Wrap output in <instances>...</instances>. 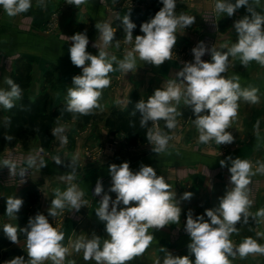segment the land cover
Returning a JSON list of instances; mask_svg holds the SVG:
<instances>
[{
	"label": "crops",
	"instance_id": "1",
	"mask_svg": "<svg viewBox=\"0 0 264 264\" xmlns=\"http://www.w3.org/2000/svg\"><path fill=\"white\" fill-rule=\"evenodd\" d=\"M44 2L45 6L40 7L37 0H32L29 11L16 16H8L0 7V89H8L5 78L10 77L22 89V98L14 103L24 100L35 102L47 96L48 110L51 112L66 105L72 78L82 73V69L74 66L70 60L71 36L86 31L89 38L87 51L97 55L98 49L93 44L97 42L100 47L102 44L95 24L108 23L116 29V33L106 51L117 60H123L126 52L134 47L135 36L143 35L140 26L153 18L162 7L154 0H86L79 6L68 4L67 0ZM215 3L216 0H176V4H183L184 8H175V14L195 17V22L186 29L178 30L172 59L154 66L137 58L136 68L128 73L113 63V71L109 73L111 83L103 89L99 99L100 108L93 111L88 123L63 116L54 119L52 130L63 126L66 143H61L54 136L50 146L44 148L36 137L27 148L19 142L7 146L0 153V161L7 159L17 165V174H11L7 167H0V234L10 244L8 250H20L25 260L28 259L26 236L18 233L19 244H14L5 236L3 226L10 223L23 228L30 217L43 214L64 233L62 245L68 252L63 264H96L94 260L85 261L83 251L77 252L74 244L96 235L102 247L103 241L110 239L104 230V222L95 214L100 197L93 194L94 188L100 179L107 192L111 187L109 165L127 161L133 172L143 164L153 167L158 176H163L171 191L176 193L174 202L182 208V214L178 224L159 230L149 229V234L154 236L150 246L142 255L126 264H146L145 259H154V256L164 259L166 251H161V247L177 255V252L188 251L187 245L191 242L184 230L188 210H192L194 217L203 215L206 209L218 205L225 191L234 187L230 184L228 169L231 162L227 158L248 160L253 165V171L264 164V66L255 61L244 67L238 57L229 56L225 77L239 76L241 88H256L259 96V102L255 104L242 98L238 101V114L228 129L234 137L231 144L217 145L214 141L200 143L199 133L193 124L195 117L183 100L178 105L173 102L177 112L182 113L177 116L178 124L174 130H168L161 120L162 133L170 137L167 150L163 153L156 154L149 142L132 144L124 133L111 134L106 124L112 113L128 110L132 95L137 94L141 100L147 101L155 89L163 87L169 80L180 84L177 73L185 62L194 60L191 49L199 42L203 41L208 48L221 52H226L237 42L233 24L250 13L242 6L228 17L226 13L218 14L215 11ZM253 7L264 14V0ZM126 15H130L136 25L132 44L124 43L125 33L121 22ZM116 41H119L118 48ZM202 59L211 61V56L206 53ZM9 115L10 109L0 106V128ZM115 141L119 145L111 150L109 144ZM57 156L62 161L61 165L54 161ZM30 157L36 158L35 166L28 165ZM41 159L46 164L43 168L39 166ZM221 160H225L227 166L221 167ZM21 168L26 169L23 178L18 175ZM69 176L73 178L68 179ZM250 179L248 190L253 203L249 208L248 221L245 223L242 218L236 225L237 232L230 236L236 246L247 237L264 245V217L255 216L258 210L264 209V174L257 172ZM70 186L84 193L82 199L86 204L79 212L66 207L62 212L57 210L55 218L49 216L51 201L56 198L57 190L63 192ZM185 192L193 193L190 200L181 199ZM109 194L115 199L114 193ZM7 197L23 200L16 218L5 215ZM12 258L1 260L0 264ZM228 259L231 264H264V254H248L241 258L237 253ZM44 264H52V261L47 260Z\"/></svg>",
	"mask_w": 264,
	"mask_h": 264
},
{
	"label": "clouds",
	"instance_id": "2",
	"mask_svg": "<svg viewBox=\"0 0 264 264\" xmlns=\"http://www.w3.org/2000/svg\"><path fill=\"white\" fill-rule=\"evenodd\" d=\"M70 5L79 6L86 0H67ZM163 7L148 22L140 26L143 35H136L134 47L127 51L123 60H117L106 49L115 39L116 29L108 23L97 22L95 28L99 32L100 47L97 42L93 47L98 54L93 55L87 51L89 38L85 32H78L70 37L72 42L69 48L71 63L82 69L80 75L72 78V86L67 90L66 111L83 116L93 113L100 108L99 99L103 89L111 81L109 73L113 71V63L128 73L137 66L139 61L160 66L171 60L173 49L177 42L178 30L186 29L194 24L195 17L185 14L176 15V0H161ZM253 5H260V0H216L215 11L226 13L228 17L234 15L237 9L246 7L250 15H245L234 22L233 27L237 33V42L226 52L208 48L203 41L191 49L194 60L185 62L177 77L181 83L169 80L163 87L154 90L147 101L139 100L135 103L133 116L140 114V126L148 128L146 139L154 146L152 150L163 153L167 150L170 137L162 133L159 121L165 122L168 130L177 127V112L174 103L178 105L181 100L190 107L195 117L193 124L197 129L198 140L202 144L214 141L217 145L231 144L234 137L228 131L231 122L238 114L241 98L249 103H258V89L253 87L241 88L239 76L226 78L225 73L229 67V56L238 57L240 63L246 67L249 62L255 61L264 66V14L257 12ZM37 6L44 7V0H37ZM0 7L8 16H16L29 11L32 0H0ZM122 28L125 33L124 43H133V30L136 25L131 21L130 15L124 16ZM117 48L119 41H116ZM210 54L211 61L202 57ZM8 89H0V106L12 109L14 102L22 98V89L10 77L5 78ZM130 126H134L130 122ZM63 126L52 130V135L59 138L61 143L67 142ZM7 141L12 136H5ZM231 162L230 191H225L219 198L215 208L206 209L203 215L193 216L191 209L187 212L184 230L190 237L187 245L190 255H173L166 248L167 255L163 264H231L229 256L237 253L241 258L248 254H264V245L259 244L251 237L245 238L238 246L230 239L231 234L237 232L236 225L242 218L248 221L249 208L253 201L249 198L248 185L251 177L257 172L264 174V164H260L255 171L248 160L240 158H227ZM57 165H61L60 157H55ZM28 165L35 166V157L28 159ZM75 163V158L73 160ZM225 167L226 161H220ZM41 168L45 162L39 161ZM0 167H7L11 174H17V165L10 160L0 161ZM26 169L21 168L18 175L23 178ZM111 187L105 192L102 181L97 180L94 195L100 197L99 207L95 209L97 218L104 222L105 232L110 239L103 241L93 235L91 239H82L74 244L77 252L83 251L85 261L94 260L96 264H126L136 256L142 255L154 239L149 229L159 230L172 224H178L182 208L174 202L176 193L163 176H158L156 170L147 165H141L139 170L133 172L127 161L117 165H109ZM69 176L68 179H72ZM24 181V180H23ZM114 193L115 199L109 194ZM84 193L75 186L65 191L57 190L56 198L51 201L49 216L55 218L58 211L66 207L79 212L86 204L83 201ZM192 192L183 193L182 200H190ZM23 205V200L17 197H7L6 213L9 218L15 217ZM205 216L207 219H205ZM256 217H264V209L258 210ZM3 232L7 239L19 244L18 233L26 236L27 257L16 256L5 264H44L51 260L52 264H63L68 249L62 245L64 233L54 227L43 214L30 217L25 227L6 223ZM190 256H194L193 259ZM157 264H160L157 261Z\"/></svg>",
	"mask_w": 264,
	"mask_h": 264
},
{
	"label": "trees",
	"instance_id": "3",
	"mask_svg": "<svg viewBox=\"0 0 264 264\" xmlns=\"http://www.w3.org/2000/svg\"><path fill=\"white\" fill-rule=\"evenodd\" d=\"M163 7L161 0H154ZM161 7V8H162ZM177 9H183V4H176ZM140 97L137 94L132 95L130 105L126 112H114L107 119L106 124L110 128L111 134L124 133L132 144L149 142L146 139L148 128L152 127L149 122L147 127L140 126V114L137 112L135 116L132 115L135 103ZM15 106L10 109L8 120L0 128V153L4 151L7 146L16 143H22L27 148L33 138L38 137L41 141L42 147L47 148L52 143L54 136L52 135V125L54 119L63 116L67 119H78L88 123L93 114L83 116L67 112L66 105L57 107L54 111L48 110V98L42 96L35 102L21 101L14 103ZM130 122L134 126H130ZM162 122V121H161ZM5 136H12L11 141H7ZM10 244L7 243L0 234V261L6 260L10 257L23 256L20 250H8Z\"/></svg>",
	"mask_w": 264,
	"mask_h": 264
},
{
	"label": "rangeland",
	"instance_id": "4",
	"mask_svg": "<svg viewBox=\"0 0 264 264\" xmlns=\"http://www.w3.org/2000/svg\"><path fill=\"white\" fill-rule=\"evenodd\" d=\"M159 124L161 125V121H159ZM161 129H162V125H161ZM116 144V145H114ZM114 145V146H113ZM119 145V142H112L109 144V148L111 150H115ZM169 251V250H168ZM170 252V251H169ZM166 255H167V252H166ZM177 255L178 256H184V255H190L189 251H181V252H177ZM161 259H157L158 257L157 256H154V259H151V258H146L145 259V262L146 264H157V261L160 262V264H163V257L162 256H159ZM191 259H193L194 261V256H190ZM246 264V263H245ZM247 264H251L250 262H248Z\"/></svg>",
	"mask_w": 264,
	"mask_h": 264
},
{
	"label": "built area",
	"instance_id": "5",
	"mask_svg": "<svg viewBox=\"0 0 264 264\" xmlns=\"http://www.w3.org/2000/svg\"><path fill=\"white\" fill-rule=\"evenodd\" d=\"M214 18H215V17H213V20H214ZM159 127H160V129H161V125H160V124H159ZM161 131H162V129H161ZM114 145H116V144H114ZM114 145H113V146H114Z\"/></svg>",
	"mask_w": 264,
	"mask_h": 264
}]
</instances>
